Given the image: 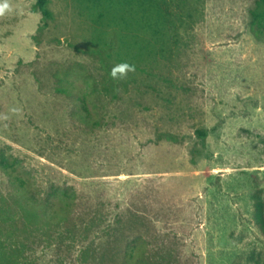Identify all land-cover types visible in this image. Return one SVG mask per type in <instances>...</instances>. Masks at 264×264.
<instances>
[{
    "label": "rangeland",
    "instance_id": "rangeland-1",
    "mask_svg": "<svg viewBox=\"0 0 264 264\" xmlns=\"http://www.w3.org/2000/svg\"><path fill=\"white\" fill-rule=\"evenodd\" d=\"M36 2L0 16V264H97L81 236L98 245L127 209L176 264H264L258 0H48L49 18ZM123 61L135 72L113 81ZM95 213L106 221L82 234Z\"/></svg>",
    "mask_w": 264,
    "mask_h": 264
},
{
    "label": "trees",
    "instance_id": "trees-1",
    "mask_svg": "<svg viewBox=\"0 0 264 264\" xmlns=\"http://www.w3.org/2000/svg\"><path fill=\"white\" fill-rule=\"evenodd\" d=\"M48 0H37L36 4L39 11L43 14L44 18H49L51 16V11L47 8ZM251 21L250 30L257 40H264V0H258V5L256 8L250 11ZM86 95H80L79 99L82 103L84 109L88 112ZM197 134L201 139H205L207 136V131L198 129ZM161 137L167 140H177V135L164 132ZM3 165L11 166L7 162L6 158H2ZM195 162V159L192 158ZM20 185L25 186L26 181H23L19 177ZM62 194L60 209L65 212H57L59 215V221H68L70 219V213L75 208V201L73 195ZM32 197V196H31ZM255 200V218L256 223L260 227L264 234V196L262 194H254ZM34 203L32 207L36 209L38 206ZM49 204H43L39 207L47 208ZM147 216L142 212L135 209H127L126 211L116 214L112 220L109 221L103 229H98L96 233H100V236L104 237L105 240L101 241L98 245H93L86 241L87 235L84 232H88L90 226H95L97 223H102L106 221V218L101 214L95 213L91 218L83 217L81 219L80 228L82 231V247L80 249V261L87 262L90 259H94L97 264H176L177 260L173 253V249L165 244H160L158 242L157 235H150L149 241L145 242L143 240V230L137 229L133 230L127 228L129 222H146ZM79 228V229H80ZM89 228V229H88ZM69 233L73 232V228H68ZM78 231V229H77ZM151 232V231H150ZM147 234L149 233L146 232ZM149 237V235H147Z\"/></svg>",
    "mask_w": 264,
    "mask_h": 264
},
{
    "label": "clouds",
    "instance_id": "clouds-1",
    "mask_svg": "<svg viewBox=\"0 0 264 264\" xmlns=\"http://www.w3.org/2000/svg\"><path fill=\"white\" fill-rule=\"evenodd\" d=\"M7 10H9L8 0H0V16H3ZM130 72H135V66L123 61L113 65L109 75L113 81L118 82L126 80Z\"/></svg>",
    "mask_w": 264,
    "mask_h": 264
}]
</instances>
